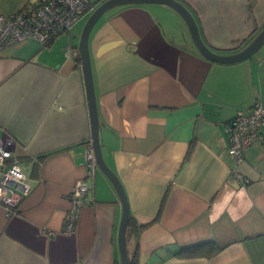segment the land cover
I'll use <instances>...</instances> for the list:
<instances>
[{"label": "crops", "instance_id": "crops-1", "mask_svg": "<svg viewBox=\"0 0 264 264\" xmlns=\"http://www.w3.org/2000/svg\"><path fill=\"white\" fill-rule=\"evenodd\" d=\"M30 1L0 0V13ZM178 1L219 54L264 27V0ZM75 39L68 30L45 45L27 38L0 51V134L13 140L29 186L15 208L0 203V264L120 262L122 206L98 167L64 230L91 137ZM88 52L102 156L131 216L128 258L137 249L138 264H264V137L236 163L226 135L238 112L256 99L264 106V45L241 61H212L176 10L137 3L106 10ZM185 246L194 254H177Z\"/></svg>", "mask_w": 264, "mask_h": 264}, {"label": "built area", "instance_id": "built-area-1", "mask_svg": "<svg viewBox=\"0 0 264 264\" xmlns=\"http://www.w3.org/2000/svg\"><path fill=\"white\" fill-rule=\"evenodd\" d=\"M103 0H31L21 9L10 14L0 13V51L8 45L33 38L47 44L54 36L67 32L82 15L92 12ZM66 56L72 54L67 46ZM264 106L254 100L246 109L233 116L226 125L227 153L238 163L254 141L264 137ZM13 140L0 134V203L9 210L15 208L29 192L22 165L12 154ZM84 177L76 179L68 198L71 202L65 217L64 230L70 231L81 207L86 205L85 195L90 189L89 179L97 167L91 142L84 154ZM238 182L247 179L238 171L230 172Z\"/></svg>", "mask_w": 264, "mask_h": 264}, {"label": "water", "instance_id": "water-1", "mask_svg": "<svg viewBox=\"0 0 264 264\" xmlns=\"http://www.w3.org/2000/svg\"><path fill=\"white\" fill-rule=\"evenodd\" d=\"M137 3H161L166 4L176 10L181 17L184 19L193 44L198 49L200 54L209 60L220 62V63H233L236 61L244 60L250 57L253 53L259 50L264 45V27L240 50L231 54H219L208 48L202 41L196 22L192 17L191 13L179 2L178 0H103L88 16L80 33L77 48L80 57V63L83 73L88 113L90 120L91 137L90 142L93 153L96 158L97 167L105 174L108 180L111 182L120 204L122 206V216L120 226L118 229V247L120 264H128V252L126 245V228L129 219V208L127 198L124 189L115 175V173L108 167L103 159L100 141H99V122L98 114L96 109V101L94 96V88L92 82V72L90 66V58L88 52V36L92 26L99 19V17L108 9L124 5V4H137Z\"/></svg>", "mask_w": 264, "mask_h": 264}, {"label": "rangeland", "instance_id": "rangeland-1", "mask_svg": "<svg viewBox=\"0 0 264 264\" xmlns=\"http://www.w3.org/2000/svg\"><path fill=\"white\" fill-rule=\"evenodd\" d=\"M91 13V12H90ZM89 13V14H90ZM89 14L82 15L78 20H76L69 29V35L71 37L75 36V42L78 44L80 33L83 29V26L85 24L86 19L88 18ZM66 32V31H65ZM63 36H66V33L63 34Z\"/></svg>", "mask_w": 264, "mask_h": 264}, {"label": "trees", "instance_id": "trees-1", "mask_svg": "<svg viewBox=\"0 0 264 264\" xmlns=\"http://www.w3.org/2000/svg\"><path fill=\"white\" fill-rule=\"evenodd\" d=\"M90 13V12H89ZM54 38V37H53ZM52 38V39H53ZM51 39V40H52ZM50 40V41H51ZM78 58H80V57H78ZM46 155H43V156H40V157H45ZM130 222H131V216L129 215V219H128V225L130 224ZM147 224V223H146ZM146 224H143L142 225V227L143 226H145ZM127 225V226H128ZM177 254H182V255H191V254H194V250L193 249H191V246H185V247H182V248H180V250L177 252ZM138 250L136 249V251H135V253H134V255L132 256V257H129L128 258V264H138ZM115 264H120V262H118V263H115Z\"/></svg>", "mask_w": 264, "mask_h": 264}]
</instances>
